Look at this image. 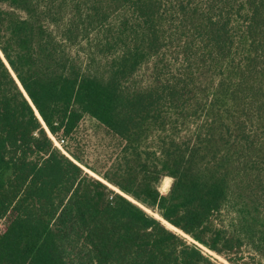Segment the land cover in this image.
I'll return each mask as SVG.
<instances>
[{
  "label": "trees",
  "instance_id": "16d2710c",
  "mask_svg": "<svg viewBox=\"0 0 264 264\" xmlns=\"http://www.w3.org/2000/svg\"><path fill=\"white\" fill-rule=\"evenodd\" d=\"M2 219L0 264H264V0H0Z\"/></svg>",
  "mask_w": 264,
  "mask_h": 264
},
{
  "label": "rangeland",
  "instance_id": "374dc122",
  "mask_svg": "<svg viewBox=\"0 0 264 264\" xmlns=\"http://www.w3.org/2000/svg\"><path fill=\"white\" fill-rule=\"evenodd\" d=\"M82 125L83 126L81 129L79 140L81 143V150L84 153L86 159L89 160L90 162H94L97 161V159L102 158L104 156L108 157L111 154L109 148L114 144L113 139L107 136L103 129L96 128L95 125L90 121H85ZM52 139L57 140L54 137ZM62 150H64L63 147ZM88 172L91 173V175H93L94 177L99 178L93 172L89 170ZM171 184H172L171 178L164 179L160 186V191L163 194H167L171 187ZM157 217L159 216L157 215ZM228 217L230 216H225V219H228ZM6 224H7L6 219L0 220V231L3 230ZM177 232L183 236H186V238L190 242H192L189 236L183 234V232L182 233L179 231ZM205 251L213 257V259L217 262V264H230L223 257L218 256L215 253L210 252L209 250H205Z\"/></svg>",
  "mask_w": 264,
  "mask_h": 264
},
{
  "label": "built area",
  "instance_id": "2783aa9c",
  "mask_svg": "<svg viewBox=\"0 0 264 264\" xmlns=\"http://www.w3.org/2000/svg\"><path fill=\"white\" fill-rule=\"evenodd\" d=\"M54 142H55V145L57 146V147H59L60 149H62V146L64 145V143H65V141L63 140V139H61V140H54ZM205 250V249H204Z\"/></svg>",
  "mask_w": 264,
  "mask_h": 264
},
{
  "label": "bare ground",
  "instance_id": "6f19581e",
  "mask_svg": "<svg viewBox=\"0 0 264 264\" xmlns=\"http://www.w3.org/2000/svg\"><path fill=\"white\" fill-rule=\"evenodd\" d=\"M50 134V133H49ZM50 136L53 138V136L50 134ZM157 216V215H156ZM160 218V217H159ZM164 223L170 228V229H172V230H176V231H179V232H181L180 230H178L177 228H175V227H173L172 225H170L169 223H167V222H165L164 221ZM182 233V232H181ZM184 234V233H183Z\"/></svg>",
  "mask_w": 264,
  "mask_h": 264
},
{
  "label": "water",
  "instance_id": "95a60500",
  "mask_svg": "<svg viewBox=\"0 0 264 264\" xmlns=\"http://www.w3.org/2000/svg\"><path fill=\"white\" fill-rule=\"evenodd\" d=\"M26 95V94H25ZM27 96V95H26ZM27 98H28V96H27ZM29 99V98H28ZM30 101V100H29ZM36 113H37V115L39 116V114H38V112L36 111ZM39 118L41 119V117L39 116Z\"/></svg>",
  "mask_w": 264,
  "mask_h": 264
}]
</instances>
